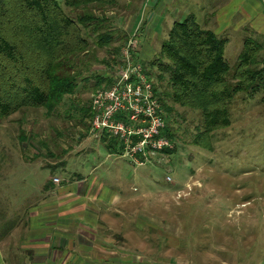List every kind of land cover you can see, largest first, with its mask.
Masks as SVG:
<instances>
[{"label": "rangeland", "instance_id": "obj_1", "mask_svg": "<svg viewBox=\"0 0 264 264\" xmlns=\"http://www.w3.org/2000/svg\"><path fill=\"white\" fill-rule=\"evenodd\" d=\"M58 1L77 15V9ZM94 13L103 25L84 30L89 49L66 60L59 71L75 78L73 93L52 113L25 108L0 118V234L11 232L1 240L6 263L0 264H32L26 252L17 250L28 216L24 209L39 204L49 178L79 189L75 205L87 203L96 226L84 229L67 217L64 223L70 227L59 237L35 238L43 250L32 253L33 264H264L261 94L236 96L231 125L213 133L211 150L193 143L201 111L170 102L173 111L166 118L175 148L135 164L90 132L86 109L95 90L105 86H98L97 78L114 67L131 34L121 0ZM103 32L113 35L108 46L98 42ZM162 33L144 62L158 55L169 29ZM257 40L264 43V38ZM237 45L234 38L225 50L231 66L240 54ZM152 70L156 86L166 89L168 75L160 81L158 69ZM15 223L20 226L12 227ZM82 254L90 259L82 261Z\"/></svg>", "mask_w": 264, "mask_h": 264}, {"label": "trees", "instance_id": "obj_2", "mask_svg": "<svg viewBox=\"0 0 264 264\" xmlns=\"http://www.w3.org/2000/svg\"><path fill=\"white\" fill-rule=\"evenodd\" d=\"M64 1L67 7L78 10L76 16L66 12L58 0H0V118L25 108H44L52 113L76 88L75 78L59 71L66 60L89 49L84 30L103 25L94 10L113 6L116 0ZM112 40L110 32L99 34L101 46L110 45ZM227 42L190 13L173 23L158 55L144 62L152 76V68L158 69L160 81L168 75L167 88H157L166 114L173 111L170 102L201 111L203 120L193 143L209 150L213 133L231 125L232 104L239 93H260L264 105V43L246 38L231 66L225 57ZM106 66L110 61L106 60ZM97 82L107 86L111 77L99 74ZM86 115L92 116L90 107ZM165 133L172 137L169 124ZM25 139L20 136L22 142ZM102 141L111 152L119 151L115 139L104 137Z\"/></svg>", "mask_w": 264, "mask_h": 264}, {"label": "crops", "instance_id": "obj_3", "mask_svg": "<svg viewBox=\"0 0 264 264\" xmlns=\"http://www.w3.org/2000/svg\"><path fill=\"white\" fill-rule=\"evenodd\" d=\"M121 3L125 12L123 18L127 21L128 27L131 24V30L129 28L128 31L132 33L136 28H140L141 43L138 54L142 58L151 57L149 53L159 42V36L163 34V30H170L175 21L184 19L190 13L195 14L205 28L213 30L218 36L227 38L226 48L234 38L238 40L237 50H242L245 39L248 37L264 38V0H121ZM177 17L179 20L176 19ZM145 52L148 53L146 56ZM102 145L109 149L104 142ZM51 180L49 178L44 184L39 204L36 203L24 209L28 216L26 215L24 232L18 242L21 244L17 245V250L26 252V258L30 259L32 264L35 260L34 257L32 258V253L43 250V247L39 245L42 242H35V238L59 237L61 232H65V228L70 227L64 223L67 217L69 221L79 222L80 227L84 229L94 230L96 226V222L89 219L87 209L89 205L85 203L78 208L75 205L74 196L80 194L79 189L72 183L58 186ZM66 199H68L67 202H65ZM80 220L85 223H80ZM19 226L20 224L15 223L12 227ZM10 233L0 234V243L5 237H10ZM79 257L82 261L90 259L83 254ZM5 259L0 250V260L6 263Z\"/></svg>", "mask_w": 264, "mask_h": 264}, {"label": "built area", "instance_id": "obj_4", "mask_svg": "<svg viewBox=\"0 0 264 264\" xmlns=\"http://www.w3.org/2000/svg\"><path fill=\"white\" fill-rule=\"evenodd\" d=\"M140 36V28H136L120 48L118 60L108 73L111 83L92 95L89 121L95 139H115L119 151L114 153L138 165L150 162L158 152L175 148L165 133L163 97L138 54ZM53 181L60 183L61 179L53 177Z\"/></svg>", "mask_w": 264, "mask_h": 264}]
</instances>
